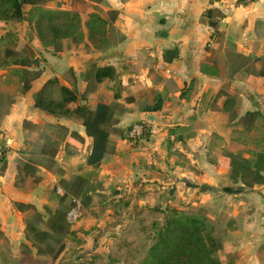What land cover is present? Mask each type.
<instances>
[{"label": "crops", "instance_id": "0c3cea01", "mask_svg": "<svg viewBox=\"0 0 264 264\" xmlns=\"http://www.w3.org/2000/svg\"><path fill=\"white\" fill-rule=\"evenodd\" d=\"M42 5L77 11L82 21L92 11L106 17L108 9H117L118 14L108 24L106 42L99 48L90 44L85 26L81 42L62 38L61 47L55 49L41 43L27 19H0V36L7 40L13 32L16 42H23L36 60L26 67L39 69L26 90L22 91L17 77L16 95L2 96V240L19 253L22 242L29 243L25 220L33 209H19L14 202L53 209L60 205L61 193L55 188H62L61 179L88 175L93 169L96 174L89 183L96 181L98 187L90 191L92 197L119 200L128 209L119 218L107 220L106 211L83 215L82 208L71 227L80 234L91 225L100 226L92 237L96 246L101 244L97 236L105 240L113 226L118 233L119 226L142 206H172L189 212L203 208L214 233L232 245L231 264H264V182L233 179L223 157L228 152L253 160L264 151V78L250 83L243 69H230L227 59L229 51L264 56V0H45ZM31 7L23 5L25 11ZM206 8L213 9L210 17L204 15ZM210 20L222 32L219 39ZM214 57L218 71L202 70L201 65ZM92 63L112 64L116 75L96 82L85 98L68 105L106 102L115 106L119 128L144 120L150 130L148 137L136 140L110 132L112 150L96 168L85 160L92 138L80 119L43 110L34 99L52 77L79 91L84 85L82 75ZM11 66L0 65V92L10 88L12 74L22 68ZM156 95L163 98L161 107L143 109ZM73 130L83 136L82 145L71 135ZM49 137L56 141L50 167ZM31 153L41 159L32 160ZM23 162L27 172L18 170Z\"/></svg>", "mask_w": 264, "mask_h": 264}, {"label": "trees", "instance_id": "16d2710c", "mask_svg": "<svg viewBox=\"0 0 264 264\" xmlns=\"http://www.w3.org/2000/svg\"><path fill=\"white\" fill-rule=\"evenodd\" d=\"M45 0H0V19H27L33 26L38 39L44 46L53 45L55 49L61 47L62 38H70L72 42H81L86 36L93 47H102L106 42L108 24L112 22L117 14V9H108L105 17L99 11L89 13L85 21H82L80 14L74 10L63 8L44 7ZM25 3L32 4L27 11L23 9ZM212 8H206L204 15L210 17ZM214 27V36H221L217 23L209 21ZM0 41L4 37L0 36ZM210 44L208 43V47ZM20 51L9 46L2 49L1 63L11 62L21 65L18 73L22 81L21 89L26 90L30 81L39 75V69H30L36 60H28L19 57ZM210 63L201 65L202 70L209 73H216L217 58H209ZM228 63L231 70L243 69L246 79L257 84L264 78V56H249L240 52H228ZM10 61V60H9ZM116 69L112 64L97 65L90 64V67L83 73L84 85L79 91L65 84H60L56 77L47 79L42 87L35 93L34 99L37 107L52 113L64 115L74 114L84 125L85 133L91 136L90 148L86 154V163L96 168L106 152L112 150L109 134L117 132L128 137L132 124L125 128L116 126L118 117L115 115V106L98 101L94 104L82 102L70 107V102L79 98H85L90 87L106 77L113 78ZM55 87L58 96H54ZM79 93V95H78ZM3 92H0V106ZM163 98L156 95L152 103L143 106L146 110H156L162 105ZM144 122V137H148L150 130L146 121ZM136 122V121H135ZM127 130V133H124ZM71 135L76 138L79 145L84 142L83 136L77 131ZM70 135V136H71ZM69 136V137H70ZM1 144V143H0ZM2 146L3 154L0 155V171L5 166V148ZM47 165L53 163L54 151L48 149ZM223 157L231 166L230 176L233 179L238 177H249L252 182H264V151L255 154L253 160L246 157L224 153ZM27 162L18 166V170L25 172ZM96 174L90 170L88 175L77 173L69 178L61 179L63 192L59 194L60 205L50 208L44 205L42 210L36 209L31 204L14 202L19 209L32 208L33 213L25 220V238L22 242V250L17 258V264H231L234 250L231 244L224 242L213 231L206 211L198 208L195 212H189L172 206L162 207L161 205L142 206L127 221L121 232L109 244L107 251H93L82 256L79 260L59 261L56 257L65 246L67 235L75 234L72 223L67 219L68 209L74 205V199H79L81 207L88 205L92 194L89 179ZM94 182V181H93ZM92 182V183H93ZM98 187L96 183L95 189ZM135 231L136 234L132 235ZM4 232L0 227V264H13L14 258L10 254L7 245L2 242ZM34 248V251H33Z\"/></svg>", "mask_w": 264, "mask_h": 264}, {"label": "rangeland", "instance_id": "374dc122", "mask_svg": "<svg viewBox=\"0 0 264 264\" xmlns=\"http://www.w3.org/2000/svg\"><path fill=\"white\" fill-rule=\"evenodd\" d=\"M8 34H10V35H9V38L7 40L0 41V59L2 56V49L4 46H9V47L18 46L21 49L24 47L23 42H20V43L18 41L16 42V38H14L13 32L10 31ZM19 57L26 58V59L31 60V61L33 60L30 52L24 48L20 51ZM9 60H8V63H9V65H12L11 68H13L15 70H19V68H20L19 65L11 62L12 59H9ZM17 77H19L18 74H15V73L12 74V78H13L12 80L13 81L11 83H10L11 79L8 81V83H10V88L9 89L2 88L3 97H5L7 94H11L12 96L16 95L17 90H18V86H17L18 82L16 81ZM57 92H58V90H57V88H55L54 93L57 94ZM4 99L6 100V98H4ZM48 143H49L51 148H53L56 145V141H54L51 137L48 138ZM36 149H38V147ZM30 157H32V160H35V161L41 159L37 153L32 154ZM95 187H96V181L91 183V185H90V188H92V189H95ZM93 192H94V190H93ZM122 205H123V202H121L119 200L118 201H114L113 199L112 200L111 199L106 200L103 196H96L95 198L91 197V200L88 203V205L83 206V213H84L83 215H85V212L89 213V212L94 211V210H101V211H106V214L109 215V219H107V220H113L114 218H119L120 216H122L123 210H128V209H126V207H123ZM80 217H81V215L78 217V219ZM76 221L72 222V224H75ZM108 223H109V221H108ZM123 226L124 225H122V224L119 226V228L117 229L118 233L115 232L116 229H114L115 228L114 226L111 227L112 231H111V233L108 234V237H106L105 240L100 239L97 236V242L99 241L101 243L99 246H96L93 243V239H92L93 234H96V230L98 228H100V226H97L95 224L91 225L89 229L81 231L80 234L75 233V234L67 235L66 238L64 239L65 240V246L62 249V251L58 254V256L56 257V260L54 261V263H56L57 260H59L60 262L62 260L63 261L79 260L82 256L87 255L93 251H107L109 244L115 238V236H117V234H119L121 232ZM135 234H136V232L133 231L132 235H135ZM2 242H4L7 245V247L9 248L10 254L14 258L13 264H17V258H18L20 253L16 250V248L12 249L8 242H5L4 240H2ZM85 247H87L89 249H85ZM94 247H98V248L95 250ZM112 264H122V263L121 262H113Z\"/></svg>", "mask_w": 264, "mask_h": 264}, {"label": "built area", "instance_id": "2783aa9c", "mask_svg": "<svg viewBox=\"0 0 264 264\" xmlns=\"http://www.w3.org/2000/svg\"><path fill=\"white\" fill-rule=\"evenodd\" d=\"M251 1L252 0H240V2H242V3H247V2H251ZM144 130H145L144 122L136 121L132 124L131 128L129 129L128 136L131 140L139 139L141 137H144L143 136ZM2 154H3V149H2V146L0 144V155H2ZM55 189L59 193L63 192V190L60 186H56ZM74 202H75L74 205H72L67 211V219L71 223L76 221L82 213V207H81L80 200L75 198Z\"/></svg>", "mask_w": 264, "mask_h": 264}]
</instances>
